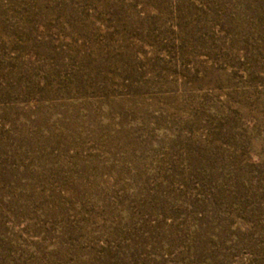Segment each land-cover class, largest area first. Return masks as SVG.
Listing matches in <instances>:
<instances>
[{
  "label": "rangeland",
  "instance_id": "obj_1",
  "mask_svg": "<svg viewBox=\"0 0 264 264\" xmlns=\"http://www.w3.org/2000/svg\"><path fill=\"white\" fill-rule=\"evenodd\" d=\"M0 264H264V0H0Z\"/></svg>",
  "mask_w": 264,
  "mask_h": 264
}]
</instances>
